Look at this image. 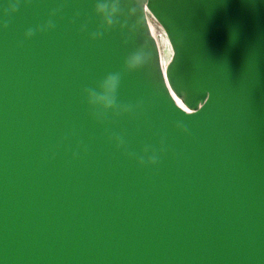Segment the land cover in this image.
<instances>
[{"label": "water", "instance_id": "obj_1", "mask_svg": "<svg viewBox=\"0 0 264 264\" xmlns=\"http://www.w3.org/2000/svg\"><path fill=\"white\" fill-rule=\"evenodd\" d=\"M138 18L93 39L94 0L0 16V264H264V0H140ZM139 44L151 62L125 72ZM112 72L140 107L99 122L83 90Z\"/></svg>", "mask_w": 264, "mask_h": 264}, {"label": "clouds", "instance_id": "obj_2", "mask_svg": "<svg viewBox=\"0 0 264 264\" xmlns=\"http://www.w3.org/2000/svg\"><path fill=\"white\" fill-rule=\"evenodd\" d=\"M27 2V0H23ZM22 0H0V16H8L10 13H15L20 7ZM125 0H94V13L100 19V26L98 29L90 34L91 38L97 39L103 35V31L111 29L115 26H119L121 29L128 27V31L132 32L138 30L137 21L133 25H128V18L137 14L140 0H136L135 6L127 8L125 11L124 7ZM63 7V4L57 6L53 9L50 15H55ZM78 15V14H77ZM7 23L4 22L0 24V27H6ZM55 25L51 19L45 22L43 25L38 26L35 31H46L54 28ZM85 26L82 25V30ZM103 30V31H102ZM34 34V30L29 28L25 32V37L29 38ZM151 50L139 44L132 51H130L124 58L123 61V70L125 72L136 71L140 68H143L145 65L151 62ZM122 78V72H112L105 75L100 79L94 87H87L83 90L86 102L91 109V115L94 119L99 122H103L109 112L113 115L118 116L122 113L132 114L137 108L140 107V104H121L117 99V91L120 87ZM181 127L182 130H186L182 125H177ZM109 139L114 140L117 148L125 147L126 142L121 135L113 134ZM145 155L137 157L138 162L141 165L147 164H156L158 162V155L154 149H150V146L144 148ZM163 151V148H161ZM150 152V154H149ZM130 156H135V153H128Z\"/></svg>", "mask_w": 264, "mask_h": 264}, {"label": "bare ground", "instance_id": "obj_3", "mask_svg": "<svg viewBox=\"0 0 264 264\" xmlns=\"http://www.w3.org/2000/svg\"><path fill=\"white\" fill-rule=\"evenodd\" d=\"M152 26H153V28H154V31H155V34H156V37H157V39H158V41H159V44H160V47H161V49H162V45H164V46H167V42H168V40H167V38H166V36L163 34V36H162V39H160V38H158V28H157V25H155L153 22H152ZM163 52V51H162ZM164 53V52H163Z\"/></svg>", "mask_w": 264, "mask_h": 264}, {"label": "rangeland", "instance_id": "obj_4", "mask_svg": "<svg viewBox=\"0 0 264 264\" xmlns=\"http://www.w3.org/2000/svg\"><path fill=\"white\" fill-rule=\"evenodd\" d=\"M153 23L155 25H157L154 21H153ZM157 28H158V38L162 39L163 32H162V30L158 26H157ZM163 49H164V45H162V51H163Z\"/></svg>", "mask_w": 264, "mask_h": 264}]
</instances>
